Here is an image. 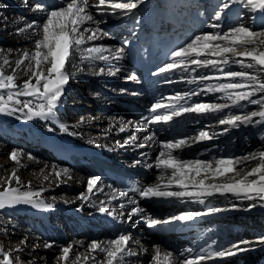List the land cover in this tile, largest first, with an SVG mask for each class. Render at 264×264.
Masks as SVG:
<instances>
[{"label": "bare ground", "instance_id": "1", "mask_svg": "<svg viewBox=\"0 0 264 264\" xmlns=\"http://www.w3.org/2000/svg\"><path fill=\"white\" fill-rule=\"evenodd\" d=\"M57 1L62 7L48 10V4ZM199 1L0 0V28L10 32L0 38V143H4L0 147V224L18 217L25 226H32L26 242H40L37 253L43 260L52 255L57 264H181L186 258L171 247L177 236L148 238L141 224L188 216L192 221L193 215L202 218L200 227L211 222L205 235H225L219 255L253 249L235 264H263L264 242L229 240L236 225L247 234L260 222L234 213L213 218L214 222L208 217L211 211L264 210V165L253 162L246 147L237 145L242 135L240 130L234 131L243 125L254 127L264 144V107L246 112L255 104L231 79H222L219 87L206 90L207 80L212 78L210 69L216 68L223 78L230 74L224 70L238 67L225 46L229 40L218 35L219 23L212 24L210 33L198 34L199 26L191 16L179 13L191 20L193 38L165 68L180 69L176 80L185 82L181 89L147 96L140 91V78L128 62L127 46L148 26L152 12L176 13L182 5L195 8L196 15L203 18L214 0L209 4ZM216 3L224 13L245 3L250 13L264 19V0ZM47 16L51 38L43 47L34 30ZM239 32L251 33L246 26ZM258 54L264 69V49ZM212 61L219 65L212 67ZM79 79L90 84V90L70 93V84ZM67 93L87 107L62 112L60 105ZM140 95L152 100V107H165L148 127L122 106L123 102H136ZM98 96L104 103L94 109L93 98ZM183 98L189 101L185 109L168 110L169 104ZM176 115L191 126L185 127L189 131L171 136L169 121ZM192 148H196L194 154L186 155ZM87 150L127 167L143 191L168 192L177 199L185 193H201L200 197H179L182 202L169 208L146 205L91 168ZM200 150H211L214 159L203 158ZM5 151L9 160L1 158ZM67 151L78 157H68ZM74 208L79 211L64 218ZM108 220L123 228L120 236L104 228ZM66 224L73 230L70 237L63 233ZM256 258L261 261L257 263Z\"/></svg>", "mask_w": 264, "mask_h": 264}, {"label": "rangeland", "instance_id": "2", "mask_svg": "<svg viewBox=\"0 0 264 264\" xmlns=\"http://www.w3.org/2000/svg\"><path fill=\"white\" fill-rule=\"evenodd\" d=\"M35 1L39 2L40 0H35ZM199 2L205 3V4L212 3L209 0H200ZM214 3H215V0L211 5H209L210 9L207 12V16L203 18V25H202L203 30L202 31L199 30L197 32L198 34L210 33L212 31V28H211L212 24L215 21L219 23L218 35H221V37L227 38L230 42L229 44L227 43L226 45L224 44V42H221L220 43L221 47H222V44H224L225 46L229 48L230 50L229 54H231L235 62L238 64V67H231L232 69L224 70L227 72L230 71L229 72L230 74L228 77H223V78L219 76L220 72H218L216 68L210 69L208 73L212 76V78H209L207 80L209 84L207 83L208 85L206 86V90L208 88L211 89V88L219 87L217 84L222 79H231L234 84L239 85V89L243 91H247V94L252 99V102H254L255 104L252 107H249L248 111L246 110V112H249L252 109L254 110L260 109L264 107V86H263L264 69L261 67V64L258 63L256 55H259L258 52H261L264 49V19L260 20L259 18L254 16L252 13H250V11L248 10V6L245 5V3L238 4L236 6V8L238 9L235 11H232L231 13H224L225 12L224 10L219 11L218 4L217 3L214 4ZM48 5H49L48 10L53 11V12L54 10L60 9L62 7V3L59 4L58 1L49 3ZM178 7L186 8V7H183L182 5ZM47 19H49L48 16L43 19L42 26L41 24H38L35 27L36 29L34 30V33L38 35V39H41L40 45L43 47H45L46 43L51 38L50 31H49V27L51 23L49 24V21ZM250 23L252 25H248ZM243 26L248 27L251 33L241 34L239 32V28ZM9 33H10L9 28H6V27L0 28V38L1 39H4L5 37H7ZM191 38H193V36H191ZM211 64L213 65L212 67L219 65L218 61H212ZM81 81L82 79H79V80L73 81L70 84V87H69L70 93L74 94V92H77V93L82 92L83 90L85 91V89H86V92L90 90L91 85L88 84L87 82L81 83ZM70 93L65 94V96H63L62 98V102L60 105L62 112L69 113L71 112V110L78 111L80 109H84V107H87V105H85L83 102L79 103L78 100L75 98V96H71ZM103 103L104 101L100 96L93 98V108L94 109H98L102 107ZM231 113L234 114L235 112L234 113L231 112ZM146 126L148 127L149 125H146ZM223 128L224 126L222 125V129ZM237 129L240 130L241 135H242V137L238 138L237 142L239 143L237 145L244 147V148L246 147L245 148L246 153L252 154L253 159L251 158V160L253 162L259 161V164L264 165V144H262L263 141L259 137V132L255 131L254 127L249 129L245 125L235 128L234 131L237 132L238 131ZM231 136H232V133L229 134L228 138H230ZM3 144L4 143L1 142L0 147H2ZM223 145H225V143H223ZM228 149L230 148L228 147ZM259 151H261V153H259ZM1 158L9 160L10 155L7 154V152L5 151L3 152ZM209 158L211 160L214 159L213 156H209ZM46 184L49 185L50 183L46 181ZM82 190H84V186H82ZM225 194H227V192ZM225 194H221V195H225ZM196 196L197 195L192 196V198H195ZM50 197H51V194L47 193V198L50 199ZM77 211L79 210H77L76 208L71 209V210L69 209V211L65 213L63 216L64 218H66L69 213L75 214ZM214 212L215 211H213V213ZM231 213L249 216L255 219L256 221L260 222V226L256 228V230L253 228L252 229L250 228L251 231L247 232V234H246L245 229L243 230L241 227L235 224L236 225L235 229L230 231L231 233H233L232 235H230V238H233L232 240H236V239L239 241L242 240L241 242L243 244H247L245 243V241L249 242L248 240H250V238L252 239L251 243L252 242L253 243L264 242V210L261 213L256 212V210L254 209L245 210L244 213H240L239 210H237V213H235V211L233 210H228L227 212L224 213L225 214L224 216L225 217L231 216ZM1 216L3 215L0 213V217ZM88 226L92 227L91 223H88ZM25 227H29V228H25ZM105 227L106 226H104V228ZM40 228L41 230L45 229L44 227H40ZM141 228H143V224H141ZM31 229H32V226H28V225L25 226L24 224H22V221L18 219V217H15L14 219L9 220V222L5 224H0V264H47V263L57 264V257L53 258V256L50 255L47 257V259L43 260L42 256H40L37 253V251L40 248V242H36L35 245L27 244L28 243L26 242L27 234L29 231H32ZM63 229L62 230L65 236L70 237L73 230L71 231V228L67 224L64 226ZM239 230L241 232L237 233V231ZM145 234L147 233L145 232ZM146 237L152 238L149 234H147ZM247 252L246 254H248ZM32 253H34L33 256H32ZM254 260L257 263L260 262V259L258 258ZM262 261L264 264V259H262ZM97 264H105V263L104 261H100Z\"/></svg>", "mask_w": 264, "mask_h": 264}]
</instances>
